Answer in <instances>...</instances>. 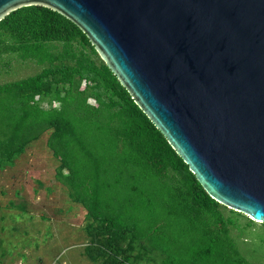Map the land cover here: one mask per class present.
I'll list each match as a JSON object with an SVG mask.
<instances>
[{"label": "trees", "instance_id": "1", "mask_svg": "<svg viewBox=\"0 0 264 264\" xmlns=\"http://www.w3.org/2000/svg\"><path fill=\"white\" fill-rule=\"evenodd\" d=\"M4 54L42 70L0 85V172L48 133L61 162L57 179L91 186L85 253L92 262L141 264L144 257L133 255L139 245L163 255L160 264H252L231 228L241 217L254 221L206 193L72 21L42 6L14 11L0 22Z\"/></svg>", "mask_w": 264, "mask_h": 264}, {"label": "water", "instance_id": "2", "mask_svg": "<svg viewBox=\"0 0 264 264\" xmlns=\"http://www.w3.org/2000/svg\"><path fill=\"white\" fill-rule=\"evenodd\" d=\"M72 21L219 204L264 224V0H0Z\"/></svg>", "mask_w": 264, "mask_h": 264}, {"label": "rangeland", "instance_id": "3", "mask_svg": "<svg viewBox=\"0 0 264 264\" xmlns=\"http://www.w3.org/2000/svg\"><path fill=\"white\" fill-rule=\"evenodd\" d=\"M7 62L9 66H5ZM41 70L32 61L4 54L0 58V85ZM90 104L96 105L94 100ZM48 138L46 133L14 167L0 172V264H101L92 262L85 253L90 243L86 227L91 222L87 210V204L93 203L91 186L77 190L57 179L61 162L47 146ZM75 152V157L85 161L78 148ZM225 213L231 214L228 210ZM247 224V218H239L238 226L231 228V237L248 262L264 264V224ZM139 253L144 257L141 264L151 258L155 261L150 264H160L164 258L159 252L145 254L138 245L133 255Z\"/></svg>", "mask_w": 264, "mask_h": 264}]
</instances>
